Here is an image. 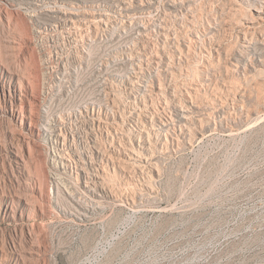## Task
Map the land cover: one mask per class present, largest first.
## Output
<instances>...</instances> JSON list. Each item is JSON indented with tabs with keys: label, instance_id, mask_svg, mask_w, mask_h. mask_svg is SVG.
<instances>
[{
	"label": "rangeland",
	"instance_id": "1",
	"mask_svg": "<svg viewBox=\"0 0 264 264\" xmlns=\"http://www.w3.org/2000/svg\"><path fill=\"white\" fill-rule=\"evenodd\" d=\"M0 264H264V0H0Z\"/></svg>",
	"mask_w": 264,
	"mask_h": 264
},
{
	"label": "bare ground",
	"instance_id": "2",
	"mask_svg": "<svg viewBox=\"0 0 264 264\" xmlns=\"http://www.w3.org/2000/svg\"><path fill=\"white\" fill-rule=\"evenodd\" d=\"M31 15L32 16H34L35 14H32L31 13ZM187 44V43H186ZM185 49H186V51H191V50H193L192 48H191V46L190 45H186L185 46ZM184 49V50H185ZM182 51V50H181ZM188 52V53H189ZM35 81V80H34ZM171 81V80H170ZM177 86V85H176ZM198 85L197 84H195V85H193V87H192V90H194V91H196V92H198ZM159 90L161 91L162 90V92H163V89H161V87L159 88ZM170 96H172L175 100H178L179 99V95H180V93L178 94V89H177V87H175V86H171L170 87ZM187 94V93H186ZM196 95V94H195ZM193 92L191 91V92H189L187 95H185V102H187V103H191L192 101H193ZM197 98V97H196ZM180 100V99H179ZM199 102V101H198ZM189 103V104H190ZM194 103H195V101H194ZM200 104V103H199ZM186 118H188V119H190V117H186ZM201 121H203L202 119H201ZM144 129V128H143ZM142 129V131H145V129L143 130ZM139 132V134H140V136H141V138H143L142 140H143V142H144V144H145V148L147 149V151H150V150H152L153 148L151 147V143L152 142H148V144L147 143H145V140H149V138H151V137H149V133H148V138H146L145 139V133L144 132ZM147 132H149L148 130H147ZM187 134H188V132H187ZM150 135H151V133H150ZM139 136V135H138ZM152 148V149H151ZM122 154H123V156H125V157H133L136 153H135V151H133L131 148H129V147H124V149H122L121 151H120ZM151 152V151H150ZM43 168H44V165H43ZM41 170V169H40ZM46 170V169H45ZM42 179L43 180H46L45 179V176H46V174H45V171L43 170L42 171ZM98 174H100L99 172H98ZM48 176V175H47ZM46 176V177H47ZM99 176V175H98ZM47 179H48V177H47ZM43 183H45V182H43ZM43 183H41V184H43ZM105 183V182H104ZM47 184V183H46ZM37 186V185H36ZM42 186V185H41ZM43 186H44V184H43ZM41 188H43V187H41ZM40 188V189H41ZM29 190H31V191H35L36 190V187H35V185L34 184H32L31 183V185L29 186V188H28ZM106 190V189H105ZM36 192V191H35ZM43 192H45V191H43ZM32 193V192H31ZM42 193V192H41ZM43 194V193H42ZM34 196V195H33ZM42 196V195H41ZM47 196V195H46ZM43 197V196H42ZM45 200V199H44ZM31 204V203H30ZM42 204V203H41Z\"/></svg>",
	"mask_w": 264,
	"mask_h": 264
},
{
	"label": "built area",
	"instance_id": "3",
	"mask_svg": "<svg viewBox=\"0 0 264 264\" xmlns=\"http://www.w3.org/2000/svg\"><path fill=\"white\" fill-rule=\"evenodd\" d=\"M35 44L38 48L41 49V26L35 28ZM38 101L41 103V89L39 93Z\"/></svg>",
	"mask_w": 264,
	"mask_h": 264
}]
</instances>
